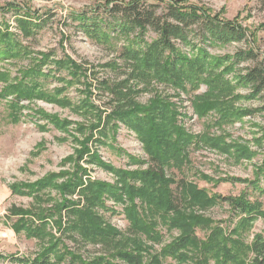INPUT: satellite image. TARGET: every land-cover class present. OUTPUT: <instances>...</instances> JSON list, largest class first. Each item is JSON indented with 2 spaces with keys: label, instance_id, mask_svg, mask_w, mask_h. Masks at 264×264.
Masks as SVG:
<instances>
[{
  "label": "trees",
  "instance_id": "1",
  "mask_svg": "<svg viewBox=\"0 0 264 264\" xmlns=\"http://www.w3.org/2000/svg\"><path fill=\"white\" fill-rule=\"evenodd\" d=\"M253 9L263 17L259 28L264 32V0H255ZM9 12L14 15V26L8 20L0 21V100H6L17 114L28 109L78 142L73 155L63 161L69 168L12 185L13 193L33 196L35 208L14 205L7 220L16 218L11 227L17 233L40 241L39 251L18 258L19 263L161 264V258L171 256L191 264H264V233L250 241L245 237L253 222L264 216L261 202L252 200L245 190L237 196L210 193L172 173L190 164L193 148L207 147L241 160L257 155L252 149L255 145L263 149L255 177L225 180L244 182L264 193V125H259L260 135L251 141L228 140L224 134L211 132L197 135L186 128L185 110L175 102L189 98L199 117L214 113L219 126L264 111V52L257 47L256 32L236 19L222 18L220 13L185 0H114L89 12L74 13L85 36L115 54L100 66L112 73L97 80L96 87L110 97L109 106L103 109L92 100L93 84L86 83V67L69 55L55 57L25 43L45 27L44 15L19 4L0 7L2 15ZM117 41L122 45L115 50ZM234 42H245L246 48L222 55L208 48ZM21 61L27 65H20L13 75L8 66ZM51 80L57 85L49 89L46 83ZM79 84L86 86V95L75 102L67 92ZM202 86L205 91L199 92ZM142 94H149L146 102L140 100ZM39 99L69 108L85 119L72 122L34 109L30 104ZM252 99H260L262 105L242 104ZM122 127L136 135L146 159L117 145ZM103 146L125 154L138 167H116L105 161L99 150ZM85 164L112 173L114 180L94 178ZM52 191L56 198L50 195ZM222 203L238 218L233 227L204 214ZM105 211L123 214L129 230L146 241H161L160 226L179 234L146 262L150 253L144 240L145 245L137 239L133 249L128 248L121 231L106 221ZM199 230L206 231L204 238ZM64 235L109 245L112 250L84 257L64 243Z\"/></svg>",
  "mask_w": 264,
  "mask_h": 264
},
{
  "label": "rangeland",
  "instance_id": "2",
  "mask_svg": "<svg viewBox=\"0 0 264 264\" xmlns=\"http://www.w3.org/2000/svg\"><path fill=\"white\" fill-rule=\"evenodd\" d=\"M114 0H0V7H8L10 4H19L37 10L47 19L45 27L34 39H26L25 43H30L31 47L37 51L52 52L55 57L71 56L78 63L88 70L89 78L86 83H92V100L104 109L109 106L110 97L102 93L97 88V80L110 77V71L100 68L113 56L111 48L100 46L91 41L80 30L78 21L74 19V13L91 11L106 2ZM129 1V0H119ZM186 3L205 6L212 12L221 14L222 18L237 20L250 31L256 32L258 36L257 47L264 52V32L259 25L263 22L262 15L253 9L255 0H185ZM253 9V10H252ZM14 15L12 12L2 15L0 21L8 20L14 26ZM122 41H117L116 49L121 47ZM209 50L213 54L234 53L239 49L246 48L245 42H234L221 46H210ZM20 65H27V61L14 63L8 66L16 75ZM242 65H248L244 63ZM241 65V66H242ZM93 73H96L95 75ZM57 83L53 80L46 83L49 89L54 88ZM3 84L0 83V91ZM86 86L79 84L71 87L67 94L75 102L80 101L86 95ZM205 91L202 86L199 92ZM243 93L247 89H241ZM190 97V95H187ZM149 94H142L140 100L146 102ZM178 106L185 111L186 128L197 135L205 132L214 134H224L226 139H243L251 141L260 135L259 125H264V111L258 112L251 117H245L241 121L232 124L219 126L215 124L216 115L210 113L207 116L199 117L194 112L192 101L175 100ZM28 104V102H24ZM244 106L254 108L262 105L260 99L245 100ZM34 109H43L49 114H58L61 118L69 119L72 122H83L84 116L72 112L69 108H62L43 100H35L30 104ZM181 109V108H180ZM75 126V125H74ZM73 127V125H72ZM72 132V130H71ZM117 145L129 154L146 159L141 142L136 135L122 127L117 134ZM78 147V142L73 140L64 131L56 129L45 119L34 115L28 109L21 113L13 112L6 100H0V264H21L18 258L34 256L39 251L40 241L36 238L26 236L24 232L17 233L11 227V221L7 220L9 209L16 205L24 208H35L33 196L15 194L12 185L24 182H34L51 172H59L69 168V164L64 165L63 161L68 156L73 155ZM256 156L252 159L238 160L234 156L223 154L218 150L201 147L193 148L190 154V164L183 170H172L177 179L185 178L197 183L200 187L206 188L210 193L224 196H237L242 191H248L252 200H258L264 208V193L248 188L246 183L239 181L225 180L226 178L241 177L253 179L255 177L256 165L263 158V149L253 146ZM259 149V150H258ZM102 158L116 167L134 169L137 164H131L125 154H118L117 151L103 146L99 148ZM90 168V174L94 178L113 181L112 173L99 168L95 164H85ZM202 175H207L205 179ZM174 186V190H175ZM175 192H177L175 190ZM53 198L57 195L55 191L50 192ZM108 205H113L109 201ZM118 211H122L121 206H116ZM204 214L215 220L223 222L224 226L233 227L237 217L227 203H222L204 211ZM108 223L117 227L122 233V239H127L125 244L133 249L138 239L143 243L141 235H136L129 230V222L123 214H112L110 211L103 212ZM162 234L160 242L146 241L145 246L149 249L146 262L151 261L152 254L157 255L161 248L178 236V231L169 230L166 226H160ZM56 233V230H53ZM264 233V216L258 217L245 234L246 241H250L255 234ZM58 236L61 234L56 233ZM198 234L204 238L206 231L199 230ZM142 237V238H140ZM64 243L73 251L82 254L84 257H91L98 254L109 253L111 246L99 243L84 242L81 239L71 238L64 235ZM146 239V238H145ZM161 264H191V261H181L171 256L161 258Z\"/></svg>",
  "mask_w": 264,
  "mask_h": 264
}]
</instances>
